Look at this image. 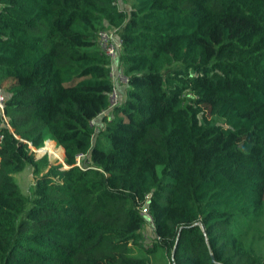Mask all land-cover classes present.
Returning a JSON list of instances; mask_svg holds the SVG:
<instances>
[{
	"label": "trees",
	"instance_id": "obj_1",
	"mask_svg": "<svg viewBox=\"0 0 264 264\" xmlns=\"http://www.w3.org/2000/svg\"><path fill=\"white\" fill-rule=\"evenodd\" d=\"M0 86V264H264V0H0Z\"/></svg>",
	"mask_w": 264,
	"mask_h": 264
},
{
	"label": "built area",
	"instance_id": "obj_2",
	"mask_svg": "<svg viewBox=\"0 0 264 264\" xmlns=\"http://www.w3.org/2000/svg\"><path fill=\"white\" fill-rule=\"evenodd\" d=\"M100 45L103 48V50L106 52V54L109 55L111 58L110 73H111L112 79L114 80V88L111 94L109 95V98H110L109 109H113L114 107L118 105L122 88L128 84L129 78L128 76L124 74V72H120L117 67L118 54H117L116 48L119 45V39L116 37V34L113 31H108V30L101 31L100 32ZM115 75L118 76L117 80L115 79ZM6 100H7V95L4 92L3 88L0 86V128L1 126H5L11 129V131H13V128L6 114ZM104 113H107V111H105ZM93 124L94 125L97 124L95 120ZM3 138H4V133L0 130V143L2 142ZM28 143H29L30 148L33 149L31 151L34 152L35 151L34 149H36L39 152V148H35L30 142ZM49 152L51 153L50 150ZM82 156L83 155L80 154L77 157V161H78L77 164L79 166H81ZM143 210H144V213L149 215L148 210L146 208H144Z\"/></svg>",
	"mask_w": 264,
	"mask_h": 264
},
{
	"label": "rangeland",
	"instance_id": "obj_3",
	"mask_svg": "<svg viewBox=\"0 0 264 264\" xmlns=\"http://www.w3.org/2000/svg\"><path fill=\"white\" fill-rule=\"evenodd\" d=\"M115 79L116 80L118 79L117 75H115ZM108 145L109 142L106 141V146ZM31 150L33 149L31 148ZM34 150L36 151V152L34 151L36 158L43 157L44 154L46 153L45 155H48L51 164H60L62 163V161H64V154L62 155L60 146L55 144V141L52 140L46 141L44 146L41 149L39 148V152L36 149ZM49 150L51 151V153L49 152ZM16 179L20 183L23 191L25 192H29L35 183V178L31 167H27L22 173L17 174ZM147 225H148L147 231H150V226L149 224ZM136 255L145 258L149 257L150 260L152 261V264H166L161 251H158L155 254H148L140 251L139 253H136Z\"/></svg>",
	"mask_w": 264,
	"mask_h": 264
},
{
	"label": "crops",
	"instance_id": "obj_4",
	"mask_svg": "<svg viewBox=\"0 0 264 264\" xmlns=\"http://www.w3.org/2000/svg\"><path fill=\"white\" fill-rule=\"evenodd\" d=\"M123 5L125 6V8H128V7H130V5L129 4H126V3H124L123 2ZM120 66H121V64H120ZM120 66H119V69H120ZM122 67V66H121ZM125 87H123L122 89H124ZM101 120H102V117L100 116V117H98L95 121H96V123L97 124H103L102 122H101ZM104 125V124H103ZM49 141V140H48ZM55 144H57L56 142H55ZM47 147V146H46ZM47 150V149H46ZM65 154V153H64Z\"/></svg>",
	"mask_w": 264,
	"mask_h": 264
},
{
	"label": "bare ground",
	"instance_id": "obj_5",
	"mask_svg": "<svg viewBox=\"0 0 264 264\" xmlns=\"http://www.w3.org/2000/svg\"><path fill=\"white\" fill-rule=\"evenodd\" d=\"M48 145H50V144H48ZM60 150H61V153L63 155L64 154V148L60 146Z\"/></svg>",
	"mask_w": 264,
	"mask_h": 264
},
{
	"label": "clouds",
	"instance_id": "obj_6",
	"mask_svg": "<svg viewBox=\"0 0 264 264\" xmlns=\"http://www.w3.org/2000/svg\"><path fill=\"white\" fill-rule=\"evenodd\" d=\"M117 67H118V64H117ZM119 69V68H118ZM18 138H20L19 136H17ZM48 141V140H47ZM64 165H65V167H67L68 165H66L65 163H64V161L62 162Z\"/></svg>",
	"mask_w": 264,
	"mask_h": 264
},
{
	"label": "water",
	"instance_id": "obj_7",
	"mask_svg": "<svg viewBox=\"0 0 264 264\" xmlns=\"http://www.w3.org/2000/svg\"><path fill=\"white\" fill-rule=\"evenodd\" d=\"M18 138V137H17Z\"/></svg>",
	"mask_w": 264,
	"mask_h": 264
}]
</instances>
